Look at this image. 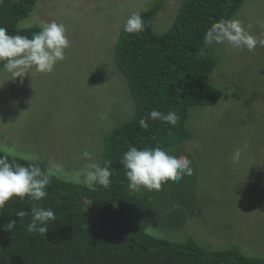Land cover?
<instances>
[{
	"label": "rangeland",
	"instance_id": "1",
	"mask_svg": "<svg viewBox=\"0 0 264 264\" xmlns=\"http://www.w3.org/2000/svg\"><path fill=\"white\" fill-rule=\"evenodd\" d=\"M183 1L35 0L16 28L64 23L70 47L51 73L33 70L21 82L0 72V153L43 167L51 159L62 166L57 178L85 186L91 161L81 153H94L102 166L107 136L135 116L127 81L115 64L127 18L159 6L153 32L162 36ZM232 19L264 39V0H245ZM205 55L217 61L211 84L222 98L213 106L192 107L186 123L191 138L165 149L187 156L193 174L159 191L129 190L150 202L135 211L133 224L167 242L194 241L211 252L238 248L264 259V47L249 52L206 45ZM237 148L242 155L234 164Z\"/></svg>",
	"mask_w": 264,
	"mask_h": 264
},
{
	"label": "trees",
	"instance_id": "2",
	"mask_svg": "<svg viewBox=\"0 0 264 264\" xmlns=\"http://www.w3.org/2000/svg\"><path fill=\"white\" fill-rule=\"evenodd\" d=\"M244 1L184 0L172 28L162 36L153 32L156 6L141 13L146 21L144 32L121 31L115 64L127 81L135 116L105 140L103 165L107 161L113 169L110 185H97L92 191L54 175L47 196L36 202L56 214L46 236L26 231L30 216L19 221L15 213H30L32 202L13 197L0 210V264H264L263 258L247 257L238 248L211 252L194 241L167 242L140 231L133 224L134 213L150 202L129 193L126 169L119 163L129 146L167 149L189 140L186 123L190 109L213 106L221 100L222 93L211 84L217 61L202 56L206 46L203 35L219 19H232ZM34 5L35 0H3L0 26L9 34L31 38L40 29L18 30L16 25ZM153 109L177 112V125L148 120V129L141 128L139 120ZM8 157L25 166L32 163ZM9 220H17L12 232L3 230Z\"/></svg>",
	"mask_w": 264,
	"mask_h": 264
},
{
	"label": "clouds",
	"instance_id": "3",
	"mask_svg": "<svg viewBox=\"0 0 264 264\" xmlns=\"http://www.w3.org/2000/svg\"><path fill=\"white\" fill-rule=\"evenodd\" d=\"M3 0H0V4ZM146 21L142 14L133 12L126 20L123 31L128 34L144 32ZM203 41L206 45L227 44L234 50L247 49L254 51L257 45L264 47V39H258L242 24L239 19H219L207 28ZM70 47L67 28L64 23L41 22L40 30L32 34L31 38L25 35L9 34L6 27L0 26V64L11 79H22L30 71L37 73H51L56 64L65 60V50ZM148 120L160 121L170 126H176L179 115L175 111L167 113L151 110L146 118L139 120V126L148 129ZM244 148L247 144L243 145ZM94 153L87 150L81 156L91 161L86 165L83 183L92 191L97 185L107 188L113 175V169L109 162L104 165L94 161ZM242 155V149L237 148L232 154V162L238 164ZM38 161V157L34 158ZM119 163L126 169L128 188L133 192L142 189L159 191L162 185L168 181L179 182L185 176L193 174L192 161L185 155H174L160 147H145L138 149L129 146L123 153ZM62 166L53 160L48 161L44 168L38 162L27 166L10 160L8 155H0V210L13 198L21 200L27 198L32 202L31 211L18 210L15 216L19 221L30 216L26 231L30 234L46 236L49 225L56 222V214L52 208H44L36 202L47 196L46 188L50 184L57 171ZM17 226V220H9L3 226L6 232H12ZM13 234V233H12Z\"/></svg>",
	"mask_w": 264,
	"mask_h": 264
}]
</instances>
